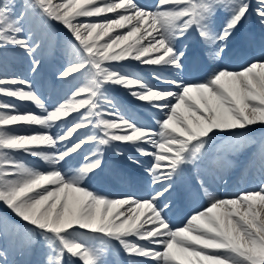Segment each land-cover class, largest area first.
Instances as JSON below:
<instances>
[{"label": "snow or ice", "instance_id": "6c2138e0", "mask_svg": "<svg viewBox=\"0 0 264 264\" xmlns=\"http://www.w3.org/2000/svg\"><path fill=\"white\" fill-rule=\"evenodd\" d=\"M253 15L264 29V0H0V57L23 55L35 74L42 48L60 43L56 79L69 86L48 105L32 81L0 76L9 98L0 99V264H16L9 247L23 256L37 245L39 264H111L113 254L119 264H264V182L220 198L201 174L216 137L243 150L256 142L253 126L264 127V56L239 70L201 63L219 60ZM193 33L194 49L182 43ZM133 61L156 83L127 71ZM115 89L153 112L155 126L130 115ZM114 143L134 150L141 192L91 190ZM190 170L208 205L174 227L171 194Z\"/></svg>", "mask_w": 264, "mask_h": 264}, {"label": "bare ground", "instance_id": "6f19581e", "mask_svg": "<svg viewBox=\"0 0 264 264\" xmlns=\"http://www.w3.org/2000/svg\"><path fill=\"white\" fill-rule=\"evenodd\" d=\"M138 2L141 3L142 5H151L153 3V0H138ZM253 3H254V0H253ZM251 19H255V21L257 22L255 16L253 15V16H250L247 20H245L241 24V25H244L243 26V29H242V33H241L243 37H248L250 35V31L246 28V24L247 23L252 24V20ZM241 25L236 30V32L233 35V37L226 43L225 50H224L221 58L219 60H217V61H214V62L209 63L208 72H210L213 68H218V67H227L229 69L239 70V67H240L239 66V62H240L239 53L236 54V57L235 58H232V54L235 53V50L238 48V45L236 46L235 43L233 44V42L236 41V36H237V33L239 32V30L241 29L240 28ZM56 28H57V30L62 29L59 25H56ZM197 39L198 38L193 33V34H190L189 37H188V39L186 41H183L182 43H187L188 42L187 44H189L190 48L194 49L196 47V41H197ZM190 55H191V52H190ZM18 56L20 58H22L21 55H18ZM46 57H47V50H46V48H44V50L41 52L40 57H39L41 59V61H42L41 67H40L41 70H39L38 72H36L39 78H42L43 70L48 66V63H46ZM62 65L63 64H57L55 66L56 67V70H59ZM4 66L7 67L8 64H6ZM130 67L133 68V69H135V70H131ZM11 68L12 67H10V69L6 70L3 67L0 70V76L1 75H7V74L9 75L10 73H12L14 70L11 69ZM15 70L18 71L20 69L19 68H16ZM126 70L127 71H130V72H133V73H136L138 75H141V73L138 70H144V71H146V70H150V69L149 68L146 69V67H139V66L136 65V62L133 61V62H131L130 65L127 66ZM163 75H169V73L168 72H167V74H164L163 73ZM147 76H148V80L150 82L156 83L155 81H151V74L150 73H147ZM34 86H38L39 87V84L35 83ZM159 86H162V85H159ZM121 90L124 92L123 89H121ZM124 94L127 95L125 92H124ZM128 97L130 98V100L134 101L133 98H131L130 96H128ZM7 99H9V98H7ZM16 102H17V100H15V103ZM138 103L140 104V102H138ZM52 104H54V101L50 100L49 101V105H52ZM258 127H261L262 128V132H258V130H257ZM252 132H253V135L254 136L264 135V128L262 126H260V125H256V126H253ZM229 139H230V137H227V136H218V137H216L215 138V142H219V143L217 144V146H214L213 145L212 148L215 147V149H213V150L210 151V155L214 151L219 152V158L218 159L214 158L213 166L216 167V169L218 171H220L222 174L225 173V171H226V169L228 167H230L231 165H234V164L238 163L239 162L240 155L241 154L245 155L246 152L250 148V146H247L243 150H239V149L233 150V149H230V148L227 147V141ZM120 146L123 147L124 144H120ZM258 148H259V151H260V146ZM141 159H143V158H141ZM209 167L210 166H207V165H205L204 167H202V173L201 174L203 175V171L204 170L207 171V169ZM190 171H187L186 173H189ZM191 173H193V175L195 176V172L194 171H191ZM188 181L191 184L195 185L196 178L190 179ZM263 181H264V173H261L260 175L259 174H255L254 177L252 178L251 182L249 181V179H248V181H247V179L246 180H243L242 179V176L240 174L238 176V178L236 179V183H234V184H233L234 180H230L229 181V180H225V178L222 179L219 183L223 184V188H225L224 197L231 198L232 196H235L238 193V190L239 189H242V190H245V191H248V190H257L259 184L261 182H263ZM181 182L183 184H186L185 181H182L181 180ZM216 182L218 183V180H216ZM207 188H208V186H207ZM208 191L213 196H217L218 197V190H217L216 186H213L212 189L211 190H208ZM203 197H204L203 204L204 205H208V198H206L204 196V194H203ZM12 252H13V250L11 249V247H9L8 257H7L9 261L11 260ZM37 255L38 254H36L35 257H34V259H33V261H31L32 264H35V258H36ZM24 256H26V255H24Z\"/></svg>", "mask_w": 264, "mask_h": 264}]
</instances>
